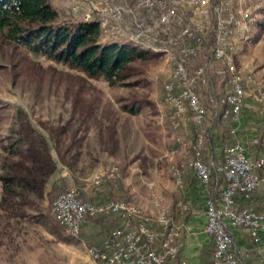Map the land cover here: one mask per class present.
Here are the masks:
<instances>
[{
    "label": "rangeland",
    "instance_id": "rangeland-1",
    "mask_svg": "<svg viewBox=\"0 0 264 264\" xmlns=\"http://www.w3.org/2000/svg\"><path fill=\"white\" fill-rule=\"evenodd\" d=\"M49 1L58 11L60 19L96 21L99 23L98 26L101 29L100 39L103 42L129 43L149 52L154 57L135 62L134 66L139 72H134L128 76L123 83L110 85L104 80L90 79L80 71L55 63L42 56L34 55L25 48L8 41L0 32V144L8 134L9 128L15 124V115L18 108L23 109L35 125L37 119L47 120L53 124H62L71 116L74 95L78 94L83 101L94 104L96 116L102 118V124L99 129L92 124L89 125L87 138L80 148V155L76 164L72 168L59 164L57 170L53 173L54 176H56L55 173H60L55 182H60L62 178L66 188L74 186L80 191H85L86 188L91 197L82 200L98 202L104 200V198L99 199L97 197L98 194L103 192V188L99 186L97 190L95 183L100 181L107 169L114 167L117 170L116 178L120 179V183L118 180L116 182V178L113 180L105 179L108 183H105L103 187L105 189L106 185L109 187L106 192L111 190L116 199L134 203L139 209L140 216H149L155 219L162 207L169 209L170 213L173 204L179 202V188L184 186V184L182 187L176 185L172 169L182 164L184 166L182 170L187 169L184 163L189 166L192 153L189 150L188 142L191 138L189 135L186 136V132L183 130L186 127L180 124L178 128H174L173 121L175 118L170 115L164 101L162 81L168 79L165 74L166 69L169 67L167 58L149 50L152 45L148 43L147 39H134L129 36L113 38L110 31L105 30L101 25L103 20L100 22L96 20V15H93L92 20H85L84 13L88 1L92 0ZM118 1L121 4L124 2V0ZM212 1L214 2V0ZM240 3V0H237V7L242 6L243 9L250 4L258 5L257 9L251 8L252 13L257 15V18L256 21L249 22L250 31L247 41H242L239 38L235 41L233 39L234 48L229 54L233 59L232 64L235 71L243 77H253L255 79H253V90L257 93H264V28L262 27L264 23V0H251L248 3L249 5H245L246 7L244 3ZM235 13L239 15V11H235ZM197 56H201V52ZM209 58H212L211 50L209 51ZM202 59H204L203 56L194 60V63H199ZM211 79L215 92L223 93L222 83H218L219 78L213 72H211ZM130 97L148 100L151 105H143L135 114L127 113L121 110V104ZM248 100L250 101L247 98L245 102ZM211 107L218 106L207 103V108L211 109ZM260 107L264 108V101L260 104ZM105 109H108L109 112V118L107 119L102 116ZM261 114L264 117V109ZM211 116L212 114L207 116L205 123L202 125V130H200L202 131L200 135L204 140L203 156L207 161H219L221 155L217 158L215 154H212V149L210 150L205 144V140L207 143L205 126L210 124L213 118ZM222 118L225 119L223 116ZM110 123L113 124V138L115 140L112 152L104 144L106 130ZM220 126L221 135L216 138L218 139L216 145L219 144L221 151L222 145L224 146L235 138L231 135L232 139L228 141L225 135V132H227L224 129L225 124L220 123ZM177 136L179 138H177L178 143L176 144L175 138ZM184 137H187L186 140H183ZM187 147L188 150L186 151ZM173 150L179 152L172 154ZM2 154L0 147V164ZM188 171L194 177L191 169L187 170V173ZM50 178L46 183V191L55 183H50ZM132 186L136 188L133 189ZM83 193L86 196V192ZM92 197H96L94 198L96 200H92ZM150 199L155 208L154 212L145 207ZM158 199H161L160 206H156L155 203ZM49 206V199L45 196L38 203V208L27 207L28 214L33 218L29 220L20 219L17 222L13 231V239L6 240L0 246L2 258H8L19 252L20 260H17L16 263L12 262V264H76L75 261L69 258L67 243L72 239L85 242L92 231H96V228L92 227L94 225L93 221L88 220L86 217L84 227L87 226V230L84 229V233L81 229L80 235L76 236L66 226L60 224V227H56L54 225ZM96 216L98 215L94 217ZM103 217L108 223H114L117 219L118 224L120 223V218L116 215ZM169 217L170 223L172 219L181 223L180 214L176 219L170 214ZM47 226H53L58 233L60 255L58 258L54 255L52 259L51 255L46 253L41 255L40 260H29V256L26 254L29 255L32 252L35 236L39 237L40 230H46ZM23 229H28V231L26 232ZM43 241L45 242L41 246L49 244V242L46 243V239H43ZM87 248H89V252L92 249L89 246ZM5 250L7 251L5 252ZM0 261L1 264L4 263V260Z\"/></svg>",
    "mask_w": 264,
    "mask_h": 264
},
{
    "label": "built area",
    "instance_id": "built-area-1",
    "mask_svg": "<svg viewBox=\"0 0 264 264\" xmlns=\"http://www.w3.org/2000/svg\"><path fill=\"white\" fill-rule=\"evenodd\" d=\"M215 1H224V9L215 8ZM247 0H244L246 4ZM236 0H214L210 6H193L192 10L181 9L171 0H92L88 1L85 20L96 15V19H107L113 38L127 35L133 38L147 39L148 43H157L158 36H171V43L158 46L170 48L173 65L170 77L162 81L164 101L169 112L175 118V124L186 127L184 132L192 153L189 167L194 177L207 185L212 177H204L206 167H214L224 187L221 202L216 205L211 199L205 205V232L211 237V251L214 264H239L238 252L228 226L245 230L257 240L264 232V214L249 206H236V196L248 197L261 183L259 170L264 164V155L253 157L249 149L238 139L225 144L222 159L205 160L204 146L199 141V123L211 113L206 100L211 97L229 99V109L225 119L237 122L247 98L262 103L264 93L248 89V79H238L231 71L229 51L232 37L242 31L244 20L234 18ZM188 12H199V19L186 22ZM151 13H158V20H151ZM174 15H182V22H174ZM194 47H201V56H194ZM208 49L220 51V58L209 59ZM204 57L199 63L194 60ZM210 69L220 70L218 83L224 84V93L213 90ZM231 125L229 133L236 134ZM257 137L251 139L256 143ZM264 149V143H263ZM172 175L180 177L183 185V170L172 169ZM107 171L100 181L95 183L98 190L107 178ZM116 178V182H117ZM177 207L185 211L187 205L179 201ZM129 209H136L132 202L122 199H104L98 202L83 201L79 190L74 186L60 192L53 200L51 208L56 220H63L68 230L80 235L86 217L95 215H116L117 224L102 240L100 245H92L96 250L94 264H188L180 257L182 224L172 219L171 223H136L129 216Z\"/></svg>",
    "mask_w": 264,
    "mask_h": 264
},
{
    "label": "trees",
    "instance_id": "trees-1",
    "mask_svg": "<svg viewBox=\"0 0 264 264\" xmlns=\"http://www.w3.org/2000/svg\"><path fill=\"white\" fill-rule=\"evenodd\" d=\"M98 24L96 21L60 19L58 11L49 0H0V32L8 41L34 55L80 71L90 79H101L110 85L123 83L124 79L138 71L134 66L135 62L154 57L129 43L103 42L100 39L101 29ZM262 27L264 28V23ZM81 98L78 94L74 95L71 116L62 124L37 119L35 125L23 109L16 110L15 124L9 128L8 134L0 144L3 153L0 164V246L6 240L13 239L15 225L20 219L33 218L28 214L27 207L38 208V203L46 196L51 211L52 201L66 187L64 179L61 178L60 182L53 183L46 191L47 181L59 164L68 168L76 164L80 148L87 138L89 125L92 124L98 129L101 127L102 118L96 116L94 104ZM143 105H151V103L148 100L130 97L122 102L121 110L135 114ZM108 114V109H105L102 116L107 119ZM210 114L213 118L210 124L205 126V139H207L205 144L211 150L212 142L218 137L209 134L211 127L219 126L223 121H230L222 118V109L217 107H211ZM113 133V124L110 123L104 142L110 152L115 146ZM225 133L228 141L232 139L229 131ZM177 138L179 137L175 138L176 144ZM186 138L184 137L185 140ZM263 143L264 118L257 142L250 143L249 149L259 152L263 148ZM221 147L223 150V145ZM184 164L187 169L183 170V182L187 170H190L187 163ZM182 165L177 167L182 169L184 168ZM259 172L260 174L264 172V164ZM219 178L222 180L219 175L214 174L211 180L215 181ZM118 182L120 183V179ZM105 183L108 182L103 181L100 188L105 190L104 193H108L106 198L116 199L111 190L106 192L109 187L106 185L105 189L103 187ZM249 196L237 195L236 206L241 199L237 207L249 206L260 212L250 205ZM79 197L83 200L87 199L83 191L79 192ZM94 198L96 197H92V200ZM170 211L169 214L174 219L179 216L180 209L177 207V202ZM51 214L54 225L60 227L62 224L56 220L52 211ZM103 216L109 215L87 217L99 228L85 240L90 248L92 245H100L104 237L118 224V219L114 223H108ZM129 216H134L136 223L142 222L143 216L139 213ZM212 260L209 264H214Z\"/></svg>",
    "mask_w": 264,
    "mask_h": 264
},
{
    "label": "crops",
    "instance_id": "crops-1",
    "mask_svg": "<svg viewBox=\"0 0 264 264\" xmlns=\"http://www.w3.org/2000/svg\"><path fill=\"white\" fill-rule=\"evenodd\" d=\"M260 104L261 103L248 100L243 105L240 119L237 122L223 121L225 124L224 129L226 131H229L231 125L236 127V134L233 137L240 140L248 149L251 139L258 137L260 134V127L264 118L261 114L264 108H261ZM220 130V124L219 126H213L211 127L209 134L215 137H220ZM216 140L218 139L215 138L211 149L217 158H219L221 155L220 147L219 144L216 145ZM249 151L253 157L264 155L263 148L259 152L254 151V149H249ZM55 175L56 176L53 174L51 176L50 183L55 182L60 176V173H55ZM259 175L261 177V183L250 194L248 200L251 206L257 208L264 214V172L261 174L259 172ZM223 187L224 182L220 178L215 181L211 180L208 185H204L187 173L184 186L179 188V201L187 205L185 212H179L180 218H182V231L180 235L182 246L180 248V257L186 260L188 264H209L212 260V241L211 237L205 232L206 216L204 211L207 199H211L216 205L220 204ZM132 188L135 189L136 187L132 186ZM84 190L85 191L83 192H86L85 197L87 199L90 198L91 196L87 193V189L85 188ZM107 196V193H104L103 191L101 194H98L97 197L103 199ZM240 201L241 199L238 200L237 206L240 204ZM160 202L161 199H158V201L155 202L156 206H160ZM145 207L153 210V212L155 211L151 199L150 201H147ZM84 226L85 223L82 226V232L87 230V226ZM92 227L94 229L96 228L95 230L99 229L95 225H92ZM228 229L231 233L234 247L238 252V258L240 260L239 264H264V232H261L258 239L255 240L248 232L241 228L228 226ZM23 230L26 232L28 231V229ZM21 233L23 234V232ZM34 239L35 241L32 246V252L29 253V255L26 254L29 256V260H40L41 255L46 253L50 254L52 259L54 258V255L58 258L60 255V239L53 226H47L46 230H40V236H35ZM43 239H46V243L49 242V244L41 246L42 243L45 242ZM67 246L70 260L75 261L76 264H94V259L91 256L92 254H90L89 248H87L85 242L72 239L69 240ZM6 251L7 250H5V252ZM0 260H4L3 264H12V262L16 263L17 260H20V253L16 252L8 258H2L0 255ZM5 260L8 262H5Z\"/></svg>",
    "mask_w": 264,
    "mask_h": 264
},
{
    "label": "bare ground",
    "instance_id": "bare-ground-1",
    "mask_svg": "<svg viewBox=\"0 0 264 264\" xmlns=\"http://www.w3.org/2000/svg\"><path fill=\"white\" fill-rule=\"evenodd\" d=\"M249 1H251V0H247L246 4H244V6L245 5H249L248 4ZM171 2L172 3H177L180 6L181 9L192 10L193 6H210L213 1L212 0H171ZM240 2L244 3V0H240ZM236 5H237V0H236ZM215 8L224 9V1H215ZM251 8H256L257 9L258 5L250 4L248 7L243 9V12H242V10H234V18H236L238 20H244V21H243V24H242V31L237 32V34L232 37V48H231L230 51H232L233 48H234L233 47V39H234V41L237 38H239L242 41H247V39L249 38V35H248V33L250 31V27H249L250 23L249 22L250 21L254 22V21H256V18H257V15H254L252 13ZM235 11H239V15H237L235 13ZM198 19H199V12H188V15H186V22H194V20H198ZM86 20H92V19L91 18H87ZM101 20H103L102 24H101L103 26V28H105V30H109V26L107 24V19H100V20H97V21L100 22ZM151 20H158V13H151ZM174 22H182V15H174ZM119 36H127V35H118L117 37H119ZM131 38H133V37H131ZM134 39H140V38H134ZM170 43H171V36H169V35L158 36V44L159 45H165V44H170ZM150 44L152 46L149 47V50H151V51H153L155 53L161 54V55H163V56H165L167 58V62H168L167 65H169V67L166 69L165 74L167 75V78L169 79V77H170V68L173 65V57L170 55V48H168L166 46H158L157 43H150ZM210 50H211V55H212L211 59L220 58V51H217L216 49H208V58H209V51ZM230 51H229V53H230ZM200 52H201V47H194V56H197L198 54H200ZM229 63L231 65V71L234 73V76H236L238 79L247 78L249 80L248 81V89H253L252 87H253L255 79L253 77H250V76L249 77H243L238 72H236L235 68L233 67V64H232L233 63V59L231 58L230 54H229ZM211 72H213L220 79V70H218V69H210V77H211ZM222 86H223V93H224V84L223 83H222ZM213 90L215 91V89H213ZM258 93H263V92H258ZM207 103L210 104V105H213V106H219V97H211V98L207 99L206 100V107H207ZM166 105L168 107L167 102H166ZM220 108L223 109L222 116L226 117L227 110L224 111V109L225 108L229 109V99L228 98H220ZM168 110H169V107H168ZM170 115H172L171 112H170ZM206 119H207V116H205L204 119L199 123V141H201V145L202 146L204 144V140H203L202 136L200 135V132H202L200 130H202L201 129L202 125H203V123H205ZM173 126H174V128H178V126L175 124V119L173 121ZM187 150H188V147H187L186 151ZM189 150H190V147H189ZM177 152H179V151L178 150H173L172 154H175ZM107 175H109L107 177L108 179H110V180L115 179L117 177L116 168L112 167V168L107 169ZM213 175H214V167H206L204 169V177H212ZM173 176L175 178V183L178 186L180 184V177H177V175H173ZM107 178H105V179H107ZM133 205H134V203H133ZM135 208L136 209H129V214L137 215L139 213V209L136 206H135ZM169 218H170L169 217V209H167L166 207H162V209L159 212L157 218L152 219L149 216H143L141 223L152 222V225H155V224L159 225V223H170V219ZM58 221H60V223L62 225H64V221L63 220H58ZM70 231H71L72 234H74L76 236L78 235L77 233L73 232L72 230H70ZM90 252H91V254L93 256V259L95 260L96 259V250H94L92 248V249H90Z\"/></svg>",
    "mask_w": 264,
    "mask_h": 264
}]
</instances>
